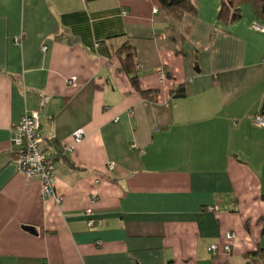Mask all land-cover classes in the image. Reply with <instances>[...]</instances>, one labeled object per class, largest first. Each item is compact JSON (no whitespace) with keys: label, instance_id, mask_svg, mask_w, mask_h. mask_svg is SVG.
I'll return each instance as SVG.
<instances>
[{"label":"crops","instance_id":"obj_1","mask_svg":"<svg viewBox=\"0 0 264 264\" xmlns=\"http://www.w3.org/2000/svg\"><path fill=\"white\" fill-rule=\"evenodd\" d=\"M192 2L176 19L157 0H0V264H264V22ZM126 41L154 92L121 69ZM29 110L45 149L72 147L55 196L12 143Z\"/></svg>","mask_w":264,"mask_h":264},{"label":"built area","instance_id":"obj_2","mask_svg":"<svg viewBox=\"0 0 264 264\" xmlns=\"http://www.w3.org/2000/svg\"><path fill=\"white\" fill-rule=\"evenodd\" d=\"M123 13H126L124 10ZM254 26L264 31V25L254 23ZM23 39V34L15 37V42L20 43ZM47 47H44L46 49ZM161 79H164L165 73L163 69L158 70ZM70 83L75 85L76 78L73 77ZM253 122L257 126H264V114L256 113L253 116ZM74 140L80 142L83 138V130L79 129L73 134ZM12 143L15 147L16 155L20 164L21 171L29 178L39 177L42 181V189L44 196H55V162L50 158L45 151V138L41 131L40 117L37 111H26L20 118L19 122L13 129ZM72 149L68 148L70 151ZM113 168V165H110ZM209 210H214V207H209ZM86 215L90 216L88 225H94L93 209H86ZM235 235L227 233L226 239L233 240ZM209 251L216 253L220 249L224 252L231 251L230 242L225 243L222 248L217 244H212L208 247Z\"/></svg>","mask_w":264,"mask_h":264},{"label":"trees","instance_id":"obj_3","mask_svg":"<svg viewBox=\"0 0 264 264\" xmlns=\"http://www.w3.org/2000/svg\"><path fill=\"white\" fill-rule=\"evenodd\" d=\"M163 10L168 14L173 15L176 19H181L186 13L194 14L197 9L193 4L192 0H157ZM251 5L254 9L257 18L264 22V0H221L220 9L218 12L219 22L229 24L235 22L242 17L241 6ZM121 50V69L130 76L132 84L135 88L142 94L147 95L154 91L144 90L139 85L137 67L134 62L135 49L126 41L120 48ZM184 85L178 87L176 91H182ZM49 147L45 149L51 159L54 162L55 159L63 158L66 163L71 167H75L74 163L67 156L68 148H65L60 144L56 138L48 139ZM52 147L55 149V152H52L49 148ZM52 152V153H51ZM55 155L56 157H53Z\"/></svg>","mask_w":264,"mask_h":264}]
</instances>
